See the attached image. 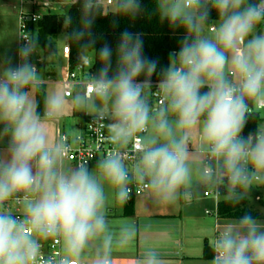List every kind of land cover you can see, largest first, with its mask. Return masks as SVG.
<instances>
[{"label": "clouds", "instance_id": "obj_1", "mask_svg": "<svg viewBox=\"0 0 264 264\" xmlns=\"http://www.w3.org/2000/svg\"><path fill=\"white\" fill-rule=\"evenodd\" d=\"M77 2L79 23L64 15L62 39L79 42L78 65L98 59L101 67L74 90L51 87L41 111L33 89L45 85L31 61L38 37L22 34L14 56L0 55V264H114L139 227L113 225L106 205L126 204L130 185L159 204L206 189L237 206L264 177V123L243 135L264 113V0H156L160 20L184 32L178 51L160 67L140 35L125 30L115 68L109 44L94 49L104 0ZM111 8L134 17L142 5L112 0ZM68 111L107 128L112 148L94 167L69 164L72 145L52 134ZM52 240L59 253L42 257V242ZM212 247L210 264H264V221L246 212L217 230ZM137 264H164L162 253L145 246Z\"/></svg>", "mask_w": 264, "mask_h": 264}, {"label": "crops", "instance_id": "obj_2", "mask_svg": "<svg viewBox=\"0 0 264 264\" xmlns=\"http://www.w3.org/2000/svg\"><path fill=\"white\" fill-rule=\"evenodd\" d=\"M15 5L12 0H0V55L15 54L20 10L29 3L24 2L22 5L20 0V9ZM8 8L15 11L14 21L10 22V33H7L6 29L5 12ZM56 56L57 53H54L52 58ZM62 58L65 60L64 69L68 61L63 54ZM51 63H43V80L47 83L41 84L48 85L54 79L53 83L59 85L62 78L48 70ZM202 200L204 203L198 204L200 201H196L194 195L187 199L181 197L170 204H159L143 193L134 197L130 212L127 211L128 203L121 205L117 210L107 207V216L113 225L134 221L139 227L138 236L130 246L114 251V264H137L144 247L148 245L161 251L164 264H210L211 260L204 259L203 255L206 244L213 249V221L208 218L211 215H206V212H210L208 201L204 198ZM227 222L229 221H221V226Z\"/></svg>", "mask_w": 264, "mask_h": 264}, {"label": "trees", "instance_id": "obj_3", "mask_svg": "<svg viewBox=\"0 0 264 264\" xmlns=\"http://www.w3.org/2000/svg\"><path fill=\"white\" fill-rule=\"evenodd\" d=\"M28 1V0H26ZM35 1V0H30ZM39 2V0H36ZM52 4L70 7L67 13L73 17V27L79 23L81 5L77 0H45ZM142 10L134 17L132 16H114L112 11L103 9V12L95 20L92 28L93 39L95 40L94 49L99 50L105 43L113 48V68H115V48L120 40V35L123 31H129L140 35L144 42L145 56L159 61V66L163 67L168 64L169 54L173 51H178L179 43L184 32L182 29H173L169 26L167 21H161L157 12L156 0H141ZM211 19L216 20L217 15L215 11L211 13ZM65 27L63 24V16L45 15L36 25L30 26L31 34L37 35L40 43V48L46 51L52 44L56 36ZM67 31V26H66ZM70 50L69 64L71 67L79 66L77 62V54L80 47L79 42L66 44ZM101 67L98 59L93 64L91 72L96 73ZM143 79V77H141ZM158 79L156 74L153 75L152 80L155 82ZM37 102L40 105V110H43L44 95H37ZM261 118L259 114L254 115L249 119L248 124L244 129V134L253 132ZM223 192V189H221ZM133 199L127 202V211H131L133 207ZM246 212H250L257 218L249 207L248 200L241 202L240 205L233 206L224 201L223 197L218 204L217 215L219 221H230L239 218ZM214 250L207 244L204 247L203 258L212 260Z\"/></svg>", "mask_w": 264, "mask_h": 264}, {"label": "rangeland", "instance_id": "obj_4", "mask_svg": "<svg viewBox=\"0 0 264 264\" xmlns=\"http://www.w3.org/2000/svg\"><path fill=\"white\" fill-rule=\"evenodd\" d=\"M15 6H18L17 8L20 9V0H12ZM44 3H47L49 6L48 7H42L41 4L36 6V9L31 7L30 5H25L23 7L24 11L26 13L30 12H36L37 15L40 16H45V15H56V16H64L67 14V11L70 7V4L67 6H61V5H56L52 4L48 1L43 0ZM109 11H112L110 9ZM6 14V29L7 33H10V25L11 21H14V14L15 11H13V8H8L5 12ZM66 33V26L62 29V31L56 36V38L53 40V44L46 50H40V54H36L31 58L32 63H34L38 70L39 74L41 76V81L40 83L44 82V73H45V66H44V61L46 64H50L51 61V66L49 65L48 70L54 74L57 75L58 78L63 75V67L65 64V60L62 58L63 50L66 47V42L62 39V37ZM37 36V35H35ZM54 53H57V56L52 58L54 56ZM12 55V54H8ZM14 56V55H13ZM92 66H87L85 65V71H91ZM57 78V79H58ZM52 82L49 83L48 85H45L44 88L42 89H33V96L37 101V95L38 94H43L44 97L47 94V92L50 90L51 87H61L60 85L53 83L54 79L51 80ZM47 83V81H45ZM44 82V83H45ZM58 82V81H57ZM262 117L264 118V113H261ZM90 115L86 114L83 111H68L66 112L62 118L58 119L51 125V131L52 134L56 137L66 135L70 138V140L76 139L78 136H80L84 131V126L86 124L87 118H89ZM96 162L91 165V167H94ZM90 167V168H91ZM205 192H210L208 190H202L199 192V194L195 195V200L200 201L198 204L204 203L202 198L208 201V205L210 206V212L212 213L210 218L213 221V237L211 239V242L213 241L215 235H216V230H215V222H216V203L213 198H205L204 193ZM250 199H248L249 207L252 209L253 213L257 215V218L260 219L261 221H264V177L261 178V181L259 184L254 185L253 188L250 190L249 193ZM197 203V202H196ZM207 204V202L205 201ZM107 207H112L114 210L118 209L121 207L120 204L114 203L111 199H109L106 208ZM221 225V221L219 222Z\"/></svg>", "mask_w": 264, "mask_h": 264}, {"label": "built area", "instance_id": "obj_5", "mask_svg": "<svg viewBox=\"0 0 264 264\" xmlns=\"http://www.w3.org/2000/svg\"><path fill=\"white\" fill-rule=\"evenodd\" d=\"M24 2L29 3L31 7L36 9V6L40 4V2L35 1H26L22 0V5H24ZM103 9L104 10H110L112 9V0H104L103 2ZM39 17V19H34V17ZM43 16L37 15L36 12H30L26 13L23 8L20 10L19 14V30H18V42H19V36L22 34L30 33V26L36 25L38 22L42 20ZM63 56L67 59L68 63L66 67L63 69V75L62 79L59 83L61 87H64L68 89L69 91H72L76 88L77 85L81 84V82L88 76L89 73H92L91 71H85L84 66H76L71 67L69 64V56H70V50L69 47L66 45V47L63 50ZM153 100H156L155 95H153ZM261 121L260 123H264V118L262 117L261 113H258ZM84 132L78 136L74 140H70V138L66 135L65 136L68 140V142L72 145V151L69 153L68 156V163L69 164H75L81 161H88L89 167L97 162L98 159L102 158L107 154L108 151L111 150L112 145L108 142V131L107 128L103 126V124H94L91 122V117L87 118L85 128L83 130ZM243 135L244 132H243ZM134 155L135 153H131ZM261 181V180H260ZM257 182L255 185L260 183ZM132 188L131 198L127 201L130 202L133 197L139 194H143L144 191L139 186L133 184L130 185ZM205 198H213L216 203V225L215 230L217 233V230L221 227L218 220L217 215V208L218 204L221 200V196L216 195L214 192H205L204 193ZM8 210L15 211L14 207L9 204L7 205ZM206 215H212L211 212H206ZM59 246L58 241L52 240V241H46L42 242V248H41V256L42 257H48L52 255H56L59 253Z\"/></svg>", "mask_w": 264, "mask_h": 264}]
</instances>
